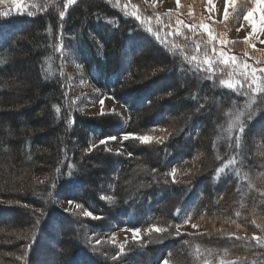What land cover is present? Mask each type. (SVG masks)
I'll return each instance as SVG.
<instances>
[{"label": "trees", "instance_id": "trees-1", "mask_svg": "<svg viewBox=\"0 0 264 264\" xmlns=\"http://www.w3.org/2000/svg\"><path fill=\"white\" fill-rule=\"evenodd\" d=\"M65 2L23 0L22 13L10 4L0 6V13H10L0 16V214L31 216L26 215L31 222L26 231L20 215L0 220V235L20 236L18 247L5 250L8 255L1 261L31 264L40 240L48 237L59 244L66 227L75 237L64 255L58 254L63 261L58 256L54 264H264V247L251 240L253 235L264 236V159L247 152L253 146L251 131L264 117V104L250 109L247 97L220 84L238 78L229 76L230 67L217 64L210 74L206 65L197 67L185 59L194 54L203 58L214 46L218 52L244 50L263 62L264 51L230 40V21H209L205 0L191 1L190 22L142 0H75L67 10ZM177 21L185 27L178 28ZM201 23L209 25L214 45L203 29L186 27ZM139 39L158 52L145 56L142 67L125 59L126 51L138 50ZM71 43L79 45V61L90 82L124 105L126 121L113 113H82L66 68ZM25 68L31 79L23 85L19 74ZM178 69L181 78L157 88L159 79H172ZM149 84L156 89L143 93ZM175 101L182 117L166 110ZM240 111L245 113L240 122L248 112L254 117L245 124L237 148L239 127L233 124ZM215 121L220 122L217 130ZM218 132L223 137L216 141ZM124 133L162 137L163 143L122 140L125 153L110 149L117 140L100 143ZM46 137L50 140L44 141ZM258 140V150L264 153V128ZM96 157L113 162L101 189L85 176L93 174ZM233 159L236 163L226 167ZM133 171L141 184L129 190ZM64 201L82 207L65 211L59 205ZM84 211L100 218L85 217ZM185 215L197 226L196 233L179 229ZM56 219L62 223L55 224L50 237L48 226ZM137 227L141 232L135 241L103 242L99 234ZM1 245L0 240L3 250Z\"/></svg>", "mask_w": 264, "mask_h": 264}, {"label": "rangeland", "instance_id": "rangeland-1", "mask_svg": "<svg viewBox=\"0 0 264 264\" xmlns=\"http://www.w3.org/2000/svg\"><path fill=\"white\" fill-rule=\"evenodd\" d=\"M142 1L149 4L153 9L158 10L159 12L179 13L182 20L186 22L188 21L190 22L194 15V9H193L194 7H193V4L191 3L192 0H179V3L177 2V0H142ZM7 4H10L16 7V5L12 3V0H3V2L0 3V6H4ZM252 8H255L256 11L253 13L250 19L252 23H255L257 26V32L254 33L253 35L258 36V39H253L251 36H249V33L252 32V26L249 23V21H246L244 19L245 13H247L249 9H252ZM203 10H204V14L206 18H208L209 21H216L219 23L226 21V20H227L226 22L229 23L230 21V24H229L230 27L227 30L226 35L230 40L240 41L239 44H237V46L245 47V46H251L252 44H254L255 48L260 49V51H264V43L260 42L261 40H264V0H261L260 5H257L256 0H235L234 4L227 5V13H228L227 18L225 17L226 0H205V6ZM249 40L251 41V44L248 43ZM135 43H138L137 45L139 46V48L136 52H134V54H130L129 51H126L125 59L131 60V62H129L130 65L137 64L138 66L142 67L146 63L145 56L147 55L155 56L158 53L154 48H152L150 44H148L142 39H139V41L138 42L136 41ZM68 47L69 48H67L68 51L66 55V58H67L66 68L73 82L74 91L75 93H77L79 97L82 113L87 114L88 116H94V117L100 116L101 115L100 114L101 113L100 100L103 99L104 101L103 112L113 113L116 116H120L123 120L126 121L128 116H127L126 108L124 107V105L121 102L114 100L112 97L104 94L102 91H100V89H98L95 85H93L90 82L88 76L86 75L85 70L82 67V64L79 61V57H78L79 55L76 50L79 47V45L78 44L75 45L71 43ZM123 51H125V48H123ZM224 53H226L228 57L239 56L241 59L244 60L242 61V63L246 62L258 68H264V61L258 62V60L257 61L253 60L246 54L244 50L240 51L238 49L235 50L234 48L230 51H226V52L224 51ZM22 64H24L25 67L29 65V62L26 60L25 56L22 58ZM179 71L180 70L178 69L177 73H175L173 78L170 80L164 79V78L159 79L158 80L159 84L157 88H159L163 84H167V85L174 84L178 78H181V74H180L181 72ZM19 75L22 76L21 84L24 85L25 82L26 83L30 82L31 78L26 68L22 70V72H20ZM144 77H147V75H144ZM152 88L156 89L152 85L149 84L147 87H145V89H143L144 90L143 93L150 91ZM217 104H218V98L216 97L212 101L211 105L213 107L215 106L217 107ZM179 106H180V102H176V101L170 102L166 106V110H168L171 113H177V116L182 117L183 113H178ZM16 115H18V113H16ZM213 117L216 118V115H214ZM215 122H213L214 126L217 124L218 121L216 122V124ZM219 123L216 125V130L220 127ZM6 128L7 126L4 127V129ZM263 128H264V117H262V120H260L259 123L256 125V127L251 131V138H252L253 146L248 148L247 150V152H249L251 156L252 155H255L258 157L260 156L262 160L264 159V153H261L258 150V146L260 145V141L258 140V138H259V135L263 134ZM222 137H223V134L218 132L217 135L215 136V140L219 141L222 139ZM46 140L49 141L50 139L46 137L44 141ZM115 140H117L116 144L112 145L110 149L115 152L125 153L119 145L123 140V136L118 135ZM180 148H183V146H181ZM261 162L262 161H258L257 164L259 165L261 164ZM112 166H113V162H111V159L107 161V160L96 157L92 161L93 174L89 176L88 173L85 172L88 175L87 176L85 174V176L87 179L89 177H91V179H94L96 186L101 189L106 186L107 175L110 174L109 171L111 170ZM2 167L4 169V166ZM135 173L136 171H133L131 173V179L128 181L129 190L137 189V187H139L141 184V183H138L137 181L135 182L134 180L135 175H136ZM92 185L93 184L89 183L87 188L90 190L93 189ZM165 194H166V197H171L172 195L168 191H166ZM59 205L61 209L65 211L73 212L76 209V207L72 203L70 204L67 201L60 202ZM14 215L16 217L20 215V217L24 220L21 226H25V228L24 227L23 228H24V231H26L31 223L28 217H31V216L23 212L17 211L15 213H9V215L0 214V220L7 219L11 221ZM187 218H188V215H185L184 223H182L179 226V229L183 232H187L190 234L196 233L198 231L197 226L193 227V225L195 224L191 222H187ZM56 220H57L56 222H52L48 226V228L50 229L48 230L49 231L48 234L51 235L50 237L54 235L53 228L55 224L62 223V221L60 222V220L58 219ZM107 221H109V219ZM100 233L102 235L101 240L103 242H109L113 240L132 239V232L130 231V229L115 228L114 230L110 229L106 232L99 231V234ZM73 235H75L74 231H70L66 227H63L59 235L62 242H59V244L55 245L53 243V240L48 237L44 238V240L43 239L40 240L38 247L32 253L31 264H54V261H55L54 258L55 257L58 258V256L60 257V255L58 254H61V253H63L64 255V252L68 250V246L70 244L69 242L72 241V239L74 240L75 236ZM18 237L20 236H18L17 234L14 235V237L12 236L9 237L8 235H0V240L3 244L1 245V247L3 246L2 247L3 250L0 249V264H7L6 262L1 261V259L8 255L5 252V250H10V249L18 247L19 245L17 244V241L19 240ZM5 238L7 239V241H5ZM62 257L60 258L63 261ZM156 264H159V263H156Z\"/></svg>", "mask_w": 264, "mask_h": 264}, {"label": "snow or ice", "instance_id": "snow-or-ice-1", "mask_svg": "<svg viewBox=\"0 0 264 264\" xmlns=\"http://www.w3.org/2000/svg\"><path fill=\"white\" fill-rule=\"evenodd\" d=\"M3 0H0V3H2ZM75 2V0H66V2L64 3L63 7L65 10L68 9L69 5H72ZM177 2L179 3V0H177ZM12 3L16 5V10L17 13H22L24 11V9L21 7L23 0H12ZM235 0H226V11H225V17L227 18V5L228 4H234ZM257 5H260L261 0H256ZM256 11L255 8L249 9V11L247 13H245L244 15V19L246 21H249V23L252 26V32L249 33V36H251L253 39H258V36H254L253 34L257 32V26L255 23H252L251 21V16L253 15V13ZM10 13L9 12H3L0 13V16H4L7 17ZM27 15L32 16L34 15L31 12H28ZM132 15H135V13H133ZM59 16L61 18V20L64 19L65 17V11H61L59 13ZM177 25L178 28L179 27H185L183 25V23L181 21H177ZM190 31L195 32L197 28L203 29V31L205 33H207L208 36V42L211 44H215V37L212 34V31L209 28V25L201 23L199 25H195V24H191V25H187L186 26ZM149 31H151V29H149ZM176 35H179V31H177L175 33ZM157 39H159V37L157 36ZM261 43H264V40L260 41ZM221 43H223V41H221ZM249 44H251V41H248ZM200 44H197L196 47L197 49L200 48ZM252 48H255V45L252 44L251 45ZM174 47H177L176 45H174ZM59 51V49H57ZM186 60H189L190 62H196L197 63V67H200L201 65H206V71L208 73H214V68L217 64H223L227 67L231 68V71L229 72V76H235L238 78L235 79H229V80H220V84L222 86H226L228 89H234L235 92L237 94L243 95L245 97L248 98L247 100V105L248 108H253L255 107L257 104H264V68H258L252 64H248V63H238V60L236 57H228L226 55V53H224L223 51H217V49L213 46L211 53H207L205 52L203 58H201L198 55H192L191 57H187L185 56ZM259 62V61H258ZM208 79L211 80L212 79V75L208 76ZM103 104L104 101L103 99L100 100V105H101V115H104L105 113L103 112ZM57 113H59L60 109L56 108ZM245 116V113L243 111L238 112L237 117H236V121L233 124V127H239V134L235 136V147L239 148L241 146V135L244 134L245 131V124L250 121L253 117H254V113L252 112H248L247 113V119L244 122H240V117ZM116 139V137H106L105 139L101 140L100 143L104 144L107 141L111 140L114 141ZM129 139H136L139 140L142 143H148L150 140L155 139V141L157 143H163V138L162 137H150L147 135H135L132 133H124L123 134V140L127 141ZM95 147V146H93ZM120 153H117V155H119ZM131 155V153L129 154ZM236 163V161L233 160H228L227 164L225 165L226 167L228 165H232ZM59 171V170H58ZM176 168L172 169V173L174 174L176 172ZM220 171H222V169H217V172L219 173ZM69 203L71 204L72 201H69ZM82 206L80 204H76V208L80 209ZM39 211V210H36ZM84 216L88 217V218H95V219H99L100 217H95L93 215V213L91 211H84ZM39 222V221H38ZM193 227H196V225H193ZM157 232H163L165 229L163 228H155L154 229ZM130 231L132 232V239L135 241L139 238V234L141 232L140 228H132L130 229ZM177 234H179V232H177ZM251 240L255 241L256 245H259L261 247H264V236H257V235H253L251 237ZM101 243L100 240L96 241V244L99 245ZM116 257H113V260H115ZM162 264H167V261H163Z\"/></svg>", "mask_w": 264, "mask_h": 264}]
</instances>
